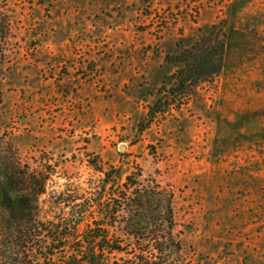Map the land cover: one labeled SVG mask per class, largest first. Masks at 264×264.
I'll list each match as a JSON object with an SVG mask.
<instances>
[{
  "label": "rangeland",
  "instance_id": "rangeland-1",
  "mask_svg": "<svg viewBox=\"0 0 264 264\" xmlns=\"http://www.w3.org/2000/svg\"><path fill=\"white\" fill-rule=\"evenodd\" d=\"M0 157L42 222L124 241L159 185L155 264H264V0H0Z\"/></svg>",
  "mask_w": 264,
  "mask_h": 264
},
{
  "label": "trees",
  "instance_id": "trees-1",
  "mask_svg": "<svg viewBox=\"0 0 264 264\" xmlns=\"http://www.w3.org/2000/svg\"><path fill=\"white\" fill-rule=\"evenodd\" d=\"M40 174L28 168L20 170L7 157H0V264H40L42 260L50 264H108L114 255L125 252L132 261L138 250L142 262L155 264L157 252L163 251L153 243L173 242L172 228L163 236L141 228L148 219L172 220L173 196L159 185L136 189L126 197L131 212L128 229L122 234L124 241H120L76 228L68 232L60 228V223L42 222L41 197L47 189L46 179H40ZM149 209L153 211L148 213ZM45 225L50 226L51 235L41 238ZM46 242H50L45 246L47 251L39 254ZM145 244V249H139Z\"/></svg>",
  "mask_w": 264,
  "mask_h": 264
}]
</instances>
